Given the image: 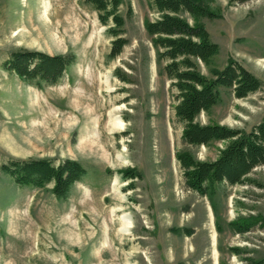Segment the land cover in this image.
<instances>
[{
  "label": "rangeland",
  "instance_id": "rangeland-1",
  "mask_svg": "<svg viewBox=\"0 0 264 264\" xmlns=\"http://www.w3.org/2000/svg\"><path fill=\"white\" fill-rule=\"evenodd\" d=\"M128 1L132 13L126 3L121 10L129 42L110 57L114 36L84 0H0V264H264V164L212 195L186 184L176 152L214 159L227 140L184 141L177 89L160 72L145 28L159 13L152 0ZM211 2L221 10L204 18L220 44L212 66L234 57L263 83L245 97L223 88L197 119L250 129L264 119V0ZM18 48L77 58L57 82L38 86L4 67ZM201 69L211 74L203 62ZM112 109L124 128L112 129ZM42 156L87 168L67 198L53 182L19 184L1 168ZM239 217L250 229L232 227Z\"/></svg>",
  "mask_w": 264,
  "mask_h": 264
},
{
  "label": "trees",
  "instance_id": "trees-1",
  "mask_svg": "<svg viewBox=\"0 0 264 264\" xmlns=\"http://www.w3.org/2000/svg\"><path fill=\"white\" fill-rule=\"evenodd\" d=\"M98 12L103 24L114 37L110 57L119 55L129 42L125 32L126 14L133 8L128 0H84ZM158 16L147 18L145 28L156 48L160 72L165 73L172 87L177 89L175 112L183 121L182 137L188 144H209L213 140H227L214 159H201L185 147L176 152L183 167L186 184L202 195H212L217 184L247 182L250 172L264 164V119L250 129L218 121L201 122L202 111H209L221 98L223 88H231L237 97H245L258 90L263 80L234 57L222 67L212 66L220 44L213 40L204 18L221 14L220 7L211 0H152ZM245 1V0H241ZM76 53H50L36 48H18L4 60V67L29 83L41 86L55 83L66 68L76 61ZM211 72L206 74L201 63ZM1 168L23 185L45 186L53 182L52 191L59 198H67L71 188L87 173L81 161L66 157L55 163L49 157L11 158ZM131 177L139 173L126 170ZM244 218L230 221L237 231L250 229ZM240 250L239 247L235 248ZM249 264H263L251 259Z\"/></svg>",
  "mask_w": 264,
  "mask_h": 264
},
{
  "label": "bare ground",
  "instance_id": "bare-ground-1",
  "mask_svg": "<svg viewBox=\"0 0 264 264\" xmlns=\"http://www.w3.org/2000/svg\"><path fill=\"white\" fill-rule=\"evenodd\" d=\"M118 108H120V107H118ZM117 109V108H116ZM113 114H114V111H113V109L111 110V113H110V117L112 118H110L112 121H111V126H112V129H114L115 127L117 128H124V124H125V122H123L122 121V119L119 117V116H113ZM109 128H111L110 126H109ZM130 226V223L128 222V221H124V223L122 224V228L120 229L121 231L120 232H124L125 231V233H126V229H128V227Z\"/></svg>",
  "mask_w": 264,
  "mask_h": 264
}]
</instances>
